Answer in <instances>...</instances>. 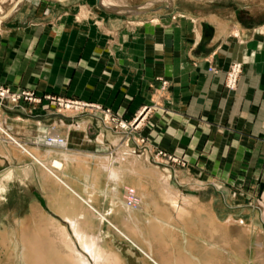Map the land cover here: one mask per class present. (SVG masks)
I'll return each instance as SVG.
<instances>
[{
	"label": "crops",
	"instance_id": "0c3cea01",
	"mask_svg": "<svg viewBox=\"0 0 264 264\" xmlns=\"http://www.w3.org/2000/svg\"><path fill=\"white\" fill-rule=\"evenodd\" d=\"M109 1L23 0L14 10L7 7L0 13L5 14L0 23V83L29 85L39 91L66 89L68 95L110 105L125 117L151 105L152 123L159 120L153 133L156 132L154 138L160 147L184 153L189 161L178 171L179 183L188 187L186 192L177 185L183 195L173 188L168 191L179 196L189 193L186 196L194 200L184 206L182 218L178 210L168 207L172 219H155L147 248L137 227L121 224L119 217L108 215L110 209L118 211L119 207L117 199L110 195L101 164H109L104 157L108 150H118L125 143L115 146L121 131L103 127L98 112L29 113L7 103L0 105V170L31 167L26 175L13 174L5 183L3 192L18 186V202L21 204V197L26 198L20 215L12 218V228H4L7 237H16L19 243L18 236L23 231L36 236L33 230L42 218L36 210L40 207L66 229L72 245L90 264H95L94 259L81 243L99 245L94 250L97 255L100 249L99 264H129L128 253L133 258L131 264H142L140 247L155 264H264L263 248L253 250L242 239L252 241L253 235H263L261 223L252 219L244 225L246 221L239 219L250 212L254 215L257 208L242 205L240 210V206L232 205L225 211L230 196L227 190L212 187L203 196L201 193L206 190L194 188L191 182L208 181L204 186L207 187L217 181L200 177L190 165L198 164L211 175L217 174L222 164L233 169L246 165V179L258 181L259 192L264 196V36L256 31L264 24V0ZM235 61L242 64V73L237 87L230 91L224 81L229 65ZM209 67L218 71H209ZM162 79L167 82L165 88L161 87ZM54 127L61 135H67L66 148H57L54 140L45 146L27 140L33 136L42 139L44 133L50 136ZM6 133L40 161L72 158L64 174L58 173L71 191L39 167L33 156L20 154L6 139ZM129 133L125 140L135 147L137 137L134 132ZM96 135H104L102 148L86 143L93 142ZM143 147L149 148L152 155L149 143ZM82 148L86 149L81 151ZM65 149L67 152L63 153ZM128 159L119 157L113 163L124 164ZM139 161L130 167V175L142 181L140 165L147 168L148 162L144 161V165ZM98 165L101 171L94 176ZM160 181V177L155 179L156 186L151 190L160 198L159 204H165L162 196L166 190ZM120 192L119 197H123L125 192ZM210 195L219 197L221 208L202 200ZM88 196L92 208L109 222L98 220L86 210L85 203H79L80 197ZM64 199H73V204L67 206L69 213H85L76 221L77 228L84 232L81 243L58 208ZM216 210L226 219H218ZM110 223L129 235L136 246ZM46 224L49 232H40L38 245L33 244L38 254L25 244V256L19 261L83 264L59 227ZM259 244L264 246V242Z\"/></svg>",
	"mask_w": 264,
	"mask_h": 264
},
{
	"label": "rangeland",
	"instance_id": "374dc122",
	"mask_svg": "<svg viewBox=\"0 0 264 264\" xmlns=\"http://www.w3.org/2000/svg\"><path fill=\"white\" fill-rule=\"evenodd\" d=\"M16 0H0V13L5 12L6 8L13 5V2ZM1 23V19H0ZM263 28V29H262ZM256 31L258 33L260 32L264 36V24L261 26H258L256 28ZM240 63V62H232L227 71H226V77L224 81V86L226 87V82L228 80V73L230 66L234 64ZM240 72L236 79V84L233 90L237 87L238 81L240 79L241 73H242V64ZM210 68V67H209ZM208 68V70H209ZM210 71V70H209ZM218 70H216L217 72ZM213 72V71H212ZM161 87L165 88L167 87L166 80H161ZM232 90V91H233ZM5 92L10 96V99L12 100H2L0 101V105H6L7 103H12L15 106H22L24 107V110L19 106L21 110L25 112H44V111H51V112H58L61 114H73L77 115L82 112H98L101 114L100 120L102 123V126L105 128H108L114 132L121 131L122 136L118 141L116 140L115 146L123 144V146H128L130 148H133L135 151H137L136 154L139 153L138 145L141 144L140 148L146 149L143 147L146 144H150L152 146V155H145L142 154L143 157L139 158V162H142L144 164L145 162H148L147 164L152 165H145L144 168L142 164L140 165L141 171L143 173V189L147 192L152 193L151 189H154L155 185V179L159 178L161 173H164L166 176L168 175V183L167 189L173 188L175 191L179 192L180 195H183L180 193V191L177 189V187L182 188L184 192L187 190V186H182L181 183H179V175L178 171L186 166H188V158L185 156L184 153L176 152L175 150L170 149V147H160L158 144L156 138V132L153 133V129L157 126L158 121H155L152 123V117L150 116V110L152 108L151 105H144L141 110L134 113L130 117H125L124 114L118 110L114 109L110 105L101 104L97 102H93L90 100H83L76 96H71L66 94V89H61L57 92L53 91L52 89L48 90H37L36 87H31L29 85H20V84H8V83H0V93ZM18 104H16V103ZM145 128L148 129V131L145 130ZM51 129V128H49ZM53 129V128H52ZM49 131V130H48ZM134 132V134L137 137V144L136 146H130L126 139L127 136H129V132ZM104 134V133H103ZM7 136V135H6ZM99 135H96V137L92 138L96 142V139ZM104 135L102 136L103 139ZM42 140L38 136H33L28 138L27 140L29 143L33 145H40L45 146L48 143H51V137L48 136L47 133H44L41 137ZM7 139L10 141V137L8 136ZM61 142V141H59ZM103 143V140L102 142ZM99 143V145L101 144ZM20 144V143H19ZM101 146V145H100ZM123 146H120L118 150L110 149L107 151L105 156H109L111 159L114 158L118 159L121 157L123 160L127 158L126 152H121L120 148H124ZM142 146V147H141ZM103 147V146H102ZM88 148V147H86ZM86 148H82V150H85ZM105 148V147H104ZM142 149V150H143ZM149 149V148H148ZM146 149L148 152L149 150ZM129 152V151H128ZM118 153V154H117ZM151 153V151L149 152ZM123 154V155H122ZM114 156V157H113ZM113 161V160H112ZM191 167L194 169L196 174H200V177H210L214 181L213 186H207L204 187L205 184L208 181H198L194 180L191 182L194 188H204L206 191L202 192L201 194L203 196H206L211 192L212 187H222L223 189L227 190L229 193V202L227 203L228 207L224 208L226 210H230L229 206H240V210L242 209V205H250L254 207L257 211V213L250 212L249 214H246L245 216H239L240 220L246 221L244 222V225L247 223H251L252 219H255L256 221L260 222L263 229V235L261 236H255L252 238V241L250 239H247L246 237H242L244 243H246L249 247H251L253 250H261L263 248L264 252V246L261 244L258 245V243L264 242V196L261 192H259V182L258 181H251L246 179V173L248 172V167L246 165H239L236 168H232L231 165L222 164L220 167V170H218L217 174L211 175L207 170L200 168L198 164H190ZM149 167V168H148ZM159 167V168H158ZM164 167L167 170H163ZM239 169V170H238ZM3 171V169L0 170V172ZM163 171H166L163 172ZM250 172L252 170L249 169ZM194 172V173H195ZM206 172V173H205ZM133 173L130 166L127 167V169L124 171V174L129 177V175ZM130 178V177H129ZM187 182V181H186ZM189 182V181H188ZM130 183V184H129ZM177 185V187H175ZM135 188V183L130 180L128 182L127 186H125L122 190L127 191ZM162 187V186H161ZM110 191V190H109ZM19 188L18 186H14L12 189H7L0 195V264H22L21 261H19V257H21V252L19 251V247L16 246V249L13 251L9 250L7 245L2 242L5 238H11L12 240L16 241L17 238H12L11 236L7 237V233L4 231V228H12V218L14 215L18 216L23 210V205L26 203V198L21 197V204L18 202L20 200L19 196ZM20 194V193H19ZM186 195H189V193H186ZM185 195V196H186ZM198 196V195H197ZM163 198V197H162ZM202 199V198H201ZM194 200V199H193ZM204 201H207L208 203L212 201L214 205H216L217 208H221V203L219 202V197L215 195H210L206 199H202ZM162 201H164L162 199ZM113 202V201H112ZM165 202V201H164ZM21 205V206H20ZM218 212V210H216ZM224 211V213H225ZM169 212V210H168ZM170 214V212H169ZM232 213V217H233ZM262 214V215H261ZM218 216L226 217L222 213H218ZM235 218V217H233ZM238 219V218H237ZM238 219V220H239ZM241 222L239 221V225ZM242 226V225H241ZM252 226V225H247ZM234 231H236L234 229ZM238 231V230H237ZM241 233V231L239 230ZM254 232H259V230H254ZM114 233H112L113 235ZM251 235V234H250ZM117 236V235H113ZM119 236V235H118ZM124 243L129 245V242L125 239L121 238ZM251 242L254 244L249 245ZM117 247H120V245H116ZM136 246V245H135ZM134 248L138 253L139 250L135 248L134 246L131 247ZM124 251V249H123ZM12 252V253H11ZM256 254H260V252H257ZM128 263L131 264L133 261V258L131 257V254L128 253Z\"/></svg>",
	"mask_w": 264,
	"mask_h": 264
},
{
	"label": "bare ground",
	"instance_id": "6f19581e",
	"mask_svg": "<svg viewBox=\"0 0 264 264\" xmlns=\"http://www.w3.org/2000/svg\"><path fill=\"white\" fill-rule=\"evenodd\" d=\"M111 1L112 0H110L109 2H111ZM15 2L11 6L10 11L14 10L16 8V6L19 5V3L15 4ZM132 9H134V8H132ZM134 11H139V10L137 9V10H134ZM4 15L5 14H3L2 16L0 15V19L1 20L4 18ZM0 129L2 130L1 125H0ZM7 133H6V135L9 136ZM102 136H99L96 139V142H94V143L92 141H90V140H87L86 143L88 144V146L102 148V146L99 145V143L102 142ZM50 137H51L52 140H54L55 144H57V146H56L57 148L58 147L66 148V146L68 144L67 135H61L59 129L57 130L55 127H54V129H51ZM10 139H11V143L16 148L19 149L20 154L33 156L31 154V152H29L25 147L22 146V144H19V142L14 140L12 137H10ZM59 141H61V142H59ZM137 145H138L137 147L139 149V153L140 154H136L137 151H135L133 148H130L129 145L126 146V147L123 146L124 148H122V149L120 148L121 152H123V153L126 152L125 154L129 158L127 160V163L115 164V163H113L114 161H112V160H114V158L111 159L109 156H104L107 159V161L109 162V164L108 165L107 164H101V165H102L103 172H105V174H106V184L110 188L109 189L110 190V195H112L113 197H115V199H117V206L116 207L117 208L119 207L117 209L118 211H116L115 209L114 210L110 209L108 215H111L113 217H119L121 219V221H122L121 224H131L134 227H137V232L140 233V238L143 239L148 244L147 248H149V241H150V236H151V232H152L151 227L154 225L153 223L155 222V219L156 218L157 219H159V218L160 219H168V218L172 219L173 217L170 216L171 212H170V208H168V207L173 208L175 211L178 210L179 213H181V214L177 213V215L179 214L180 218H182L183 212L186 211L184 209V206L191 204V202L193 200V197L179 196L176 193H172L171 191H168V189H167V187H169L167 185V183H168V175L166 176L164 173H161V175H159L160 179H161L160 182L162 183L161 186H162V188L164 190H166V191H164V195L162 196L163 197L162 199L167 204L166 203L165 204H159L158 201L160 200V198L157 195H154L155 192L150 193V192H147L146 190H144L143 189L144 185H143V182L141 180H139V179L136 180L135 178H133L134 175H129L130 178L128 176H126L124 174V171L128 167L127 164L130 167L134 168V164H136L135 161L136 160L138 161L139 158L143 157L142 154H145V155L149 154V152L146 149L140 148L139 144H137ZM62 152L66 153L67 150L65 149ZM33 160L38 164L39 167L43 168L49 175H51L53 178H55L60 185L64 186L66 189L71 191L69 186H68V184H67V182L62 180L61 177H63V176H59L58 173L64 174L65 169L67 167H69L68 164L73 160L72 158L70 160V158L68 156H63L62 159H56L55 158V159H51L49 161H47V160L46 161H42V160L40 161L38 158L33 156ZM75 168L76 167L71 166L72 170H77ZM30 170H31V167L29 165H27V166H22V167H14V168L11 167V168H8V169L4 170L3 172H1L0 173V194L3 192V190L5 188V183H7V181L12 176L14 177L13 174H16V175L22 174V176H23L24 174L26 175L28 172H30ZM99 170H100V166L98 165V167L95 168L93 175L94 174L96 175ZM163 170H167V169L164 167ZM163 172L166 173V171H163ZM19 176H21V175H19ZM95 180L97 181V179H95ZM130 180H132L135 183V188L131 189V187H130V190H128V195H127V191L124 189L123 190L125 192L124 196L123 197H119V195L121 194L120 191L125 186H127L128 182H130ZM105 193H107L106 190H105ZM79 200H80L79 201L80 204L85 203L87 205L86 210L92 216H94L95 218H97L98 220H101V221L105 220V219L108 221V219L105 218L104 214L99 213L94 208H92V206L90 205L91 196L90 197L89 196L86 197V199H83L82 197H80ZM72 201H73V199H71V202ZM71 202H69L66 199H64V201L59 204L58 208L61 211V215L63 216L64 220H66L67 223L70 225L73 234L78 239V241H80V243H81V236L84 235V232L81 233L80 232L81 230H79L77 228L78 225H77L76 221H77L78 217L85 216V213L84 212H79L77 214L76 213L75 214L69 213L70 211L68 212L67 206L69 204H73ZM37 208L38 209H36V210L40 212V215L42 216V218L39 217L40 215L38 216L39 217L38 223H36V228L33 230V231H36V232L33 233L31 231L33 234H36V236H31V235L29 236V235H27L26 231H23V233L22 232H21V234L19 233L20 235L18 234L19 235L18 238L20 240L19 243H17L16 241L12 240L9 237L3 239L2 242L5 243V245H7L9 250H11V251L13 250L14 251L16 249V246H18V247L20 246L19 247V251L21 252V258L22 257L24 258V256H25L24 248H26L24 245L26 244V246H28V247L30 246L33 250H35V251H33L34 253L38 254V252L36 250V246L33 245V244L38 240L40 232H45V234H47V232H49L48 228L44 227V226H45V223L49 224L51 222L53 224V226L56 225L57 227H59L60 234L68 242H70L72 248L76 251L75 254H78L77 257L78 256L80 257L79 259L82 261V263L83 264H90V262L86 258L81 257V255L77 252L75 247L72 245V241L70 240L69 234L66 232V229L63 226H61L60 224L55 223L53 219H51L46 214H44L40 210V207H37ZM168 210H169L170 214L168 213ZM82 211H84V210H82ZM117 213H119V216H117ZM218 213H219V211L215 212V215L217 216L218 219H222V220L226 219L227 216L226 217L218 216ZM186 215H187V213H186ZM227 220H228V218H227ZM110 225L116 230L117 233L121 234L124 238L129 240L133 245H136V243L133 240H131L130 236L125 234L118 226H116V225H114L112 223H110ZM37 243L38 242H36V244ZM87 244H85V243L82 244L81 243V247L83 249H86V251L89 252V254L93 257L95 264H99L98 256L100 255V251H99L100 249H97L99 255L97 254L98 255L97 256L95 254L96 247L99 246V245L96 246V243L95 244L93 243L94 245H92V246L89 245L88 246ZM140 249L142 251V258H143L142 259V264H155L152 261L153 259L150 257V254L144 252L141 247H140ZM73 253H74V251H73ZM26 257H28V255H26ZM37 258H39L38 255H37ZM32 259H33V257H32ZM34 261H35V259H34ZM34 261H33V263H34ZM27 263L29 264V262H27ZM35 264H38V262L35 263Z\"/></svg>",
	"mask_w": 264,
	"mask_h": 264
},
{
	"label": "built area",
	"instance_id": "2783aa9c",
	"mask_svg": "<svg viewBox=\"0 0 264 264\" xmlns=\"http://www.w3.org/2000/svg\"><path fill=\"white\" fill-rule=\"evenodd\" d=\"M240 69H241L240 63H237V64L235 63L234 65L230 66V69H229L230 71L228 73L229 77H228V80L226 82V88L228 90L232 91L234 89L235 84H236V79H237V76L240 72ZM209 70L216 72V69L214 67H210ZM2 100H9L12 102V100L10 99V96H8V94L5 92L0 93V101H2ZM14 103H16V102H14ZM16 104H18V103H16ZM20 107L24 110V107H22V106H20Z\"/></svg>",
	"mask_w": 264,
	"mask_h": 264
},
{
	"label": "water",
	"instance_id": "95a60500",
	"mask_svg": "<svg viewBox=\"0 0 264 264\" xmlns=\"http://www.w3.org/2000/svg\"><path fill=\"white\" fill-rule=\"evenodd\" d=\"M21 1H22V0H16L15 4H16V3H20Z\"/></svg>",
	"mask_w": 264,
	"mask_h": 264
}]
</instances>
